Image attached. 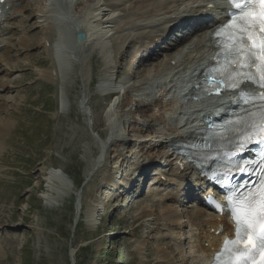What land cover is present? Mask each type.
Masks as SVG:
<instances>
[{"label":"rangeland","instance_id":"1","mask_svg":"<svg viewBox=\"0 0 264 264\" xmlns=\"http://www.w3.org/2000/svg\"><path fill=\"white\" fill-rule=\"evenodd\" d=\"M98 2L90 0L89 4ZM14 3L22 12L14 16L0 44V124H6L8 131L0 140V264H70L71 259L75 264H183L176 247L187 236L180 227L177 234L169 233L161 205L166 200L172 210L189 212L195 207L192 191L173 203L177 189L161 170L169 169L170 161L158 160L143 168L148 160L140 159L136 148L119 150L111 143L102 157L100 143L92 132L103 141L121 137L136 143L131 126L140 124L142 128L145 121L129 103L133 99L135 103L154 100L168 85L175 93L163 100H176L180 77L186 70L179 67L165 77H159V73L166 63L180 57L181 62L184 60L190 37L183 39L194 30L196 21L185 29L175 28L165 42L150 48L156 55L144 59L139 58L147 50L133 59L144 40L135 37L128 41L116 54L115 71L107 75L111 85L121 90L110 99L99 87L106 79L100 50H94L91 44L85 50L76 48L64 0ZM41 3L52 5L49 34L37 19L36 6ZM149 23L148 27H154L155 23ZM111 33L116 34V30ZM22 38L28 44L25 50L19 46ZM112 43L117 51V41L113 39ZM191 54L195 57L197 53ZM51 74L57 77L51 78ZM157 86L162 87L155 91ZM84 87L92 113L91 129L80 110ZM112 104V113L122 124L115 132L106 116ZM131 109L133 114L129 115ZM180 112L175 118L171 116L172 126L184 125L185 116ZM137 160L140 163L135 166ZM113 169L119 173L118 186L107 187L105 177ZM59 171L74 182L72 185L66 174V179L59 176L57 182L64 179L66 183L61 193L57 191L61 183L55 176ZM77 183L82 186L79 191ZM192 186L188 183L184 189L191 190ZM78 195L79 217L74 228L73 203ZM97 205V219H91L89 212ZM98 220L100 225L96 227ZM80 249L83 251L78 252ZM164 253L169 257L163 259Z\"/></svg>","mask_w":264,"mask_h":264},{"label":"bare ground","instance_id":"2","mask_svg":"<svg viewBox=\"0 0 264 264\" xmlns=\"http://www.w3.org/2000/svg\"><path fill=\"white\" fill-rule=\"evenodd\" d=\"M16 1L18 2L19 0ZM89 3L90 0H64L65 14L68 19H71L72 21V32L74 34L77 32H83L86 36V40L81 46L82 50H85L88 44H91L94 50H100V54L105 63L106 72V79L103 80L99 86L103 94L116 93V89L111 87L112 79L107 75L115 71L116 54L118 52V54H120L123 51V47L128 41L135 37L144 40V43L141 44L138 51L134 54V61L140 56V53L146 50L148 53L144 56H151L152 49L150 48L155 47L159 42L164 40L166 35H168L173 28L178 24H183L190 19V17L195 19L200 18V20L196 21V26H199V29L194 31L190 36V40L186 42L189 43L186 44V49L188 50L186 57H184L185 55L182 56L184 57L182 62L180 57V59L176 60V63L174 62L175 60H172L174 63H166L159 73V77L172 76L179 67H184L186 70L185 73H189L190 78L194 77L197 74L198 69L194 72L192 70L198 60L207 61L213 56L214 50L216 51L217 41L212 37L213 34L211 31L217 25L224 22L225 16L223 3L215 5L211 10L207 6L212 4L209 0H99L96 5H91ZM14 4V0H7V2L0 7L4 16L3 23L0 27V44L5 40L4 36L8 31V26L11 25L12 27V22L15 19L14 16L22 12V9H16V5ZM8 5H10V7ZM36 7L38 12L37 19L42 20V27L45 28L48 31L47 34H49V29L52 26V5H43L41 3ZM190 7L191 9L187 11ZM146 22L148 23L147 25L143 24L137 26L138 23ZM149 22H152L153 24L155 23L154 27H148L150 24ZM114 30H116V34L114 35L117 36L111 35V32ZM132 30H135L134 35L131 34ZM24 39L22 38L19 42V46L22 50H25L28 45ZM113 39L114 41H117L116 46L119 48L117 51L114 47L115 45L113 46ZM183 42L181 41L180 43ZM191 53L197 54L194 57ZM191 55L194 58H192ZM198 55L200 57L196 58ZM6 56H8L7 53L5 57ZM142 56L143 55H141V58ZM179 63L181 64L179 65ZM51 78H54V76L51 75ZM185 84L186 86H184L187 89L190 83L188 82ZM198 85L200 86V83ZM168 86L161 88L160 92L162 95H165L164 92L168 90ZM182 92L184 95L186 94V90ZM135 100L136 99H133L129 105L135 103ZM178 101L175 102L174 100L173 103L156 99H151L147 103L137 101L135 112L140 114L145 122L142 125V128L140 127V124L139 127L137 125L131 126L133 127V132L135 134L134 137L137 138L136 143L133 142V140L120 139V137L119 139L112 138L108 139V141H103L100 143V147L102 157L105 156L107 152L106 147L109 146L110 143L113 145L115 144L116 148H119V150L120 147L126 150L136 148V150L139 151L138 155L140 159L145 157L148 160L147 164H144L143 162V168L156 163L158 160L161 161L166 159L171 162L169 165L170 168L166 169L165 172L169 181L172 182L177 189L175 190V194H171L173 196V203H177L181 198V195L184 197L187 193H190V191H192L193 197L197 199V202L194 201L195 207L191 211L179 212L176 211L177 209L172 210L170 204L164 200L165 202L161 205L162 210L164 211L162 220L165 227L168 228L169 233L174 232L177 234L178 227H180L179 229H182L187 236L185 242L183 244H181V241L180 243L178 242L179 245L176 247L180 256L184 258L183 264H206V259L213 255L215 250H218L221 247L224 237L231 235L233 229L226 216L215 215L203 205L204 195L207 194L206 191H204V185L208 184L205 180L200 178L195 167L188 163L183 157L175 155L173 149L170 147V144L181 141L185 134L192 133L188 128L181 129L180 126H172L170 123L173 121L172 119L175 118V113L178 114L177 112L179 110L184 109L179 107ZM203 103H206V101ZM82 105L83 104L81 103L80 110L83 115H86V113L91 115V110L86 107L83 108ZM189 105L194 106L196 104L190 102ZM113 107L114 104L107 109L106 116L108 122H110L108 124H110L111 130L115 132L119 131L122 124L118 120V116L112 113ZM132 111L133 109L129 110L128 114H133ZM155 124H158L161 128L157 129ZM189 124L190 121L187 120L185 125ZM6 128V124H0V140L2 136L8 132L6 131ZM195 136H197V134ZM156 139H158V141H156ZM1 149L2 143L0 142V150ZM117 159L119 162V158ZM139 163L140 161L137 160L135 166H138ZM115 171L116 170L113 169V171L109 172L105 177L107 187L118 186L119 173ZM53 175L54 174L52 173V176ZM55 176L57 179L56 182L59 181V176L63 178L66 177L62 171L56 172ZM51 179L52 178H50V180ZM52 182L54 183L55 181ZM57 183H61L60 187H58L59 190H57L61 193V188H64L66 183L64 184V179ZM186 183L192 184L193 189L191 188L190 190L189 187V190L184 189L185 186L187 187ZM198 191H200V193H198ZM200 194L204 195L200 197ZM99 206L100 205L94 206L89 212L92 214H90L91 219H97L96 217L98 216ZM184 220H187L185 224H183V222H185ZM161 257L166 259L169 256L164 253Z\"/></svg>","mask_w":264,"mask_h":264},{"label":"snow or ice","instance_id":"3","mask_svg":"<svg viewBox=\"0 0 264 264\" xmlns=\"http://www.w3.org/2000/svg\"><path fill=\"white\" fill-rule=\"evenodd\" d=\"M4 0H0L2 4ZM235 10L228 22L220 25L214 36L223 38L226 54L230 56L229 70L223 73V79L217 83L211 94L221 95L224 91L241 90L244 84H252L261 89L253 101H260L262 110L260 131L264 133V0H228ZM259 6L257 11L256 6ZM259 33V35H257ZM255 69V71H254ZM248 99L247 94L240 92ZM264 140V136H262ZM244 172L245 169H240ZM226 187V204L222 205L213 197H208L218 212L227 211L234 224L235 239L225 240V251L230 252L228 264H249V259L232 260V256L248 257L255 264L257 254L264 260V169L252 187L247 184ZM245 242L249 249L237 247ZM231 246V248L229 247ZM219 259V257H218Z\"/></svg>","mask_w":264,"mask_h":264},{"label":"water","instance_id":"4","mask_svg":"<svg viewBox=\"0 0 264 264\" xmlns=\"http://www.w3.org/2000/svg\"><path fill=\"white\" fill-rule=\"evenodd\" d=\"M85 40H86V36H85L84 33L81 32V33H77L76 34V43H77V46H78V50L81 49V46L83 45V43L85 42ZM84 97H85V95H84ZM84 102H86V101L84 100L83 103ZM83 107H84V105H83ZM76 224H77V218H75V220H74V227L76 226ZM71 264H74V263L71 262Z\"/></svg>","mask_w":264,"mask_h":264},{"label":"trees","instance_id":"5","mask_svg":"<svg viewBox=\"0 0 264 264\" xmlns=\"http://www.w3.org/2000/svg\"><path fill=\"white\" fill-rule=\"evenodd\" d=\"M81 251H83V249H80L78 252H81Z\"/></svg>","mask_w":264,"mask_h":264}]
</instances>
